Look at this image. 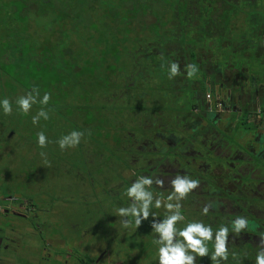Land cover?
Wrapping results in <instances>:
<instances>
[{
    "label": "flooded vegetation",
    "instance_id": "flooded-vegetation-1",
    "mask_svg": "<svg viewBox=\"0 0 264 264\" xmlns=\"http://www.w3.org/2000/svg\"><path fill=\"white\" fill-rule=\"evenodd\" d=\"M38 2L0 0V15L7 22L0 23V91L7 92L8 81L11 88V74L6 67L12 62L14 50L9 44V35L15 29L11 26L14 24L12 17L38 15L41 7ZM258 2L264 4L262 0ZM261 9V6L256 8L257 11ZM101 13L111 14L108 9ZM232 19L233 30L244 26L241 23L245 20L243 13ZM4 26H10V30ZM104 47L100 46L98 51L88 48L89 56L94 55L100 61L106 59ZM108 60L115 63L111 57ZM208 67V64L199 66L192 72L189 66L190 71L177 73L174 80L178 79L173 82L169 73L163 71L148 74L146 81L133 82L132 99L129 101L128 94L122 90L116 115L106 118V123L100 119V112L106 110L91 98V90L81 94L83 97L78 100L77 107L83 108L88 101V111H93L94 120H87V112L81 108L65 104L66 109L62 111L66 112V117L58 122V128L67 130V134L73 130L83 132L77 146L79 160L72 169L73 186L68 188L71 189L68 201L77 211L74 210L67 221L56 220L63 210L60 204L64 205L60 189L56 187L50 192L51 179L56 174L52 172L43 178L42 165L38 164V173H42L38 185L44 181L46 189L38 197V204L33 206L37 209L36 233L41 235L38 257L45 259V264H158V245L154 242L157 234L150 226L153 217L150 215L136 226L131 217H120L116 210L130 205L126 189L139 176L163 179V189L155 184L151 188L154 196L163 200L171 191L170 179L178 174L200 181L199 186L180 202L186 219L178 227L190 221L210 225L214 232L221 226H229L228 247L230 253L236 254V259L230 255L221 264H255L264 236V84L257 82L255 90L246 88L240 77L235 79L228 71L217 74L215 70L205 69L208 76L204 78L202 70ZM157 76L169 78L174 90L170 89L169 80L156 81ZM160 84L163 89L158 87ZM10 97L7 96L9 101ZM52 98L57 103L63 97ZM92 107L96 109H90ZM9 167L17 165L11 161ZM94 192L101 193L98 199ZM208 202L213 207L207 215H202L201 210ZM93 204L96 210L91 212ZM41 210L45 213L42 217ZM152 211L157 221L166 215L163 207ZM237 216L246 217L249 223L244 232L234 235L231 221ZM123 220L132 222L125 228ZM97 233L100 234L99 252L95 249L97 244L92 242ZM208 247L211 254L212 242ZM197 264L214 262L205 256L197 258Z\"/></svg>",
    "mask_w": 264,
    "mask_h": 264
},
{
    "label": "trees",
    "instance_id": "trees-1",
    "mask_svg": "<svg viewBox=\"0 0 264 264\" xmlns=\"http://www.w3.org/2000/svg\"><path fill=\"white\" fill-rule=\"evenodd\" d=\"M54 1L48 3L47 0H43L38 17L51 13L50 23L59 26L60 22L75 27L86 22L88 15L92 14L96 26L92 24L86 26L91 35L88 37L90 42L88 48L98 51L100 46H105L103 55L106 59L102 58L100 61L94 55L89 56L90 53L87 52L86 59L79 60L80 57L77 58L78 55L73 57V53L66 45L38 43V50L41 49L45 55L48 54L46 56L49 59H28L27 62L30 64L27 67L18 64V67L10 69L9 72L12 78L26 74V77L29 76V81L30 78L38 79L37 85L34 83L31 89L37 88L41 97L47 92L50 95L47 105H52L51 108L56 103V99L54 100L51 95L53 90L61 92L64 87L68 88L69 84L72 85V75L78 77L84 72L88 76L86 79L88 82H80L77 79L74 85L82 86L83 90L81 93L78 92L79 95H85L83 91L87 93L93 91L91 98H94V101L97 98V103L106 110L100 112L102 116L100 119L104 123L106 118L116 115V104L120 100L122 90H125V95L128 94L130 101L133 96L134 86L131 85L133 82L141 79L146 81L150 73L162 71L169 73V66L173 62L178 65V73L190 71L189 66L197 68L208 64L210 67L202 68L204 78L208 76L205 69L210 72L215 70L217 74L228 71L235 79L240 77L246 88L255 90L258 89L257 82L262 81L264 84L262 75L260 80L257 78L252 80L255 87L246 83L249 78L247 71L249 68H254L253 64L264 66V4L261 5L258 0L234 2L232 0H91L88 5L82 4L85 3L84 0H58L59 2L56 0V3H53ZM75 1L80 2L84 9H80ZM258 6L262 8L260 11L256 10ZM106 9L111 14L101 13ZM239 13L245 15V20L241 22L244 26L235 31L231 28L232 18ZM16 17L21 18L24 27L28 26V15ZM0 20L6 22L2 15ZM28 47L29 45L26 46V50ZM236 55L245 58V62L233 60ZM108 57H111L115 63L109 61ZM229 60L233 61L228 63ZM82 63H85L87 71L80 69ZM56 66H61L63 72H56ZM39 68L43 75L38 73ZM51 75L55 77L54 82L45 80ZM42 77L44 80L41 84ZM175 77H170L172 82L178 79L174 80ZM129 80L132 82L130 83ZM164 80L169 78L157 76L156 81ZM172 82L170 89L174 90ZM158 87L163 89L161 84ZM27 91L31 90L27 88ZM86 103L83 108H76H81L84 113L87 112V120H94V113L88 111L89 105ZM41 106L43 105L39 103L34 104L29 111L30 116H34ZM58 126L59 123L54 122L55 133Z\"/></svg>",
    "mask_w": 264,
    "mask_h": 264
},
{
    "label": "rangeland",
    "instance_id": "rangeland-1",
    "mask_svg": "<svg viewBox=\"0 0 264 264\" xmlns=\"http://www.w3.org/2000/svg\"><path fill=\"white\" fill-rule=\"evenodd\" d=\"M55 1L53 3H55ZM90 1L91 0H84L85 3L82 4L88 5L87 3ZM42 2L43 0H39L38 3ZM47 2L51 3L52 0H47ZM75 3L79 6L80 9H84L80 2L75 1ZM1 5L3 7L5 6L4 4ZM85 9H87V7ZM51 15V13H47L44 16L40 15V17H38V15L30 14L27 21V27H24L22 25L20 17H12L14 24H10L15 29L10 33V35H8L10 37L9 40H11V42H9L11 50H14L13 54L11 55L12 62L6 67V69H8L9 71L10 69H15L16 67H18V64L25 65V67H27L30 64L27 62L29 57L48 60L49 57L47 58L46 56L48 54L45 55L43 50H38V43H49L54 44L55 46L66 45L69 47L70 52L73 53V57L78 55L77 58L80 57L79 60L86 59V57L88 56L87 52H89L88 45L90 44V42L88 41V37L91 36L89 33L90 30L89 28H86V26L88 27V25L90 26V24L96 26V23L93 21L94 16L92 14H89L86 22L75 25L74 27L72 24L64 25L60 22L59 26L55 23H50ZM243 17L244 16H242V18ZM0 23L6 24L7 22L0 20ZM15 24L16 26H14ZM54 25L56 26L53 27ZM94 26L93 28H95ZM4 27L10 30V26ZM80 27L82 28L80 29ZM80 36L82 38H80ZM28 45L29 47L26 50V46ZM34 46L37 51L35 50ZM39 52L40 55H36ZM67 58H69L68 55ZM89 59L90 58H87V60ZM234 59L237 62H245V59L240 55L234 56ZM82 64L83 66H81L80 69L83 71H87L85 63ZM253 67L255 69L249 68V70L247 71L249 78L247 79L246 83L251 87H255V83H253L252 80H255L261 75L264 78V66L253 64ZM55 68L57 70L56 72H63V68H61V66H56ZM40 69L41 68L38 69V73L43 75V72ZM87 78L88 76L87 74H85V72L78 77L73 74L71 78L73 79L72 85H69L68 88L63 86L65 89H68L67 91H58L57 93H52V96H62L63 98H59L57 103H54L52 108V105H43L38 108L37 112L43 107L44 110L48 112L49 119L45 121L41 118L36 125H33L32 117L29 113L25 115L17 110V107H15V101L19 97L24 96L26 93H28L27 88L32 90L31 85H33L34 83L37 85L38 79L30 78L29 81V76L26 77V74H23L21 76L17 75V77L15 78H10L11 88L10 86H8L9 81L6 83L7 92H4L2 90L0 91V98H4V96H6V98L7 96H11L10 101L13 106L11 115L6 116L0 113V149H3L2 153L0 154L1 169L9 170V163L11 161L16 163L19 171H21V176L14 180L15 187H13L12 193L19 194L20 198L18 202L23 203L24 201H27L29 199L34 200V204H38V197L43 192V190L46 189L44 181H41L40 186L38 185V179L42 174L40 172L38 173V164L42 165V172H44L43 178L48 177L50 173L54 172L56 176L53 180L51 179L50 192L52 193L56 189V187L60 189L61 191L59 190V192L62 194L61 201L63 200L64 202V205H61L59 201V204L63 208V210H61L59 214L60 219H56L58 221L61 219L67 221L69 215L74 212V210L77 211L76 209H74L75 207L72 208L68 201V197H70L71 192V189L68 190V188H72L73 186L74 174L72 172V169L75 166L76 160H79L77 154L79 151L77 146L74 148H65L64 150H61L56 141L61 136L66 135L67 130H65L64 132L58 128L60 132L55 133L53 131V125L54 122H59L66 117V112L62 111L64 107L66 109L65 104H69L74 108L78 106V100H81V98L83 97L79 95L78 92L81 93V90L83 89L81 85L75 86L74 82H76L77 79L80 82H88V80H86ZM40 80L42 84V80H44V78L42 77ZM45 80L54 82L55 77L51 75L50 77L45 78ZM81 84L85 85L87 83ZM83 92L84 94L87 93L86 91ZM95 101L97 102V98L95 99ZM34 112H36V110H34ZM41 131L44 132V134L50 141L44 148H40L36 143L37 133ZM1 144L4 146L3 148ZM42 153L43 155H41ZM86 185L89 184L86 183ZM93 195L96 197L95 199H98L101 193L94 192ZM51 197L55 200V197L52 194ZM44 207L47 206H43V208ZM95 210L96 205H91V212H94ZM41 214L42 215H40V217L45 214L43 210H41ZM54 216L55 214L53 215V217ZM36 221L37 218L35 217V215H32L29 218L30 224H22L23 229L24 226L28 228L26 230L27 233L26 231H24L23 233V235L25 236L24 242L27 243L25 245L19 246L20 250L22 251V256H20L21 260H23L22 264H38V262H40L41 264L46 263L45 259H40V257H38V254H41V243L39 240L41 235H38L36 232L35 234H32L34 230L38 231V226L36 227ZM64 232H66V227H64ZM99 236L100 234L97 233L96 240H92V242L97 244V247H95L97 252H99L100 249V247L98 246ZM125 241V243L129 242L127 240ZM32 249L36 250V256L38 257L36 259V262H33L32 260Z\"/></svg>",
    "mask_w": 264,
    "mask_h": 264
},
{
    "label": "clouds",
    "instance_id": "clouds-1",
    "mask_svg": "<svg viewBox=\"0 0 264 264\" xmlns=\"http://www.w3.org/2000/svg\"><path fill=\"white\" fill-rule=\"evenodd\" d=\"M191 71L195 72V66H190ZM179 69L176 63L169 66V76L177 75ZM39 97V99H38ZM50 95L45 92L40 96L39 90L35 87L24 96L19 97L15 104L17 110L23 114H28L34 104L47 105ZM13 111L12 103L7 98H0V113L11 115ZM48 120V112L42 107L34 116L32 123L36 125L40 119ZM83 132L73 130L66 135L61 136L56 143L61 150L65 148H74L81 142ZM50 141L43 131L37 133L36 143L40 148L46 147ZM43 155V153L41 154ZM155 184L158 188L163 189L165 181L159 176H139L126 189V196L130 198L131 203L128 207H120L116 210L120 217H131L136 226L141 224L142 220H147L151 215V229L157 234L154 238L155 244L158 245V264H197V258L208 256L214 264H221L227 261L231 255L236 259L235 253H230L228 247L229 226H221L215 232L210 225H205L201 221H190L184 223L183 227H178L185 221L181 208V201L196 189L200 181L190 179L186 174L176 175L170 179V193L165 199L154 196L151 190ZM165 209L166 215L163 219L157 221L156 213L152 209ZM213 207L211 202L204 205L201 210L202 215H207L209 209ZM132 221L123 220L125 228ZM248 220L244 216H237L231 221V231L234 235H239L248 228ZM212 242L213 250L209 254L208 243ZM255 264H264V236L261 237L259 251L255 257Z\"/></svg>",
    "mask_w": 264,
    "mask_h": 264
},
{
    "label": "crops",
    "instance_id": "crops-1",
    "mask_svg": "<svg viewBox=\"0 0 264 264\" xmlns=\"http://www.w3.org/2000/svg\"><path fill=\"white\" fill-rule=\"evenodd\" d=\"M2 148L4 147L1 144ZM3 149H0V154ZM21 176L18 167L9 170L1 169L0 166V264H22L20 245H25L24 231L28 228L23 223H29V218L37 213L34 200L18 202L20 196L12 193L14 180ZM24 225V224H23ZM33 231V229H32ZM37 232L34 230L32 234ZM27 233V231H26ZM28 238V237H27ZM32 260L36 262V250L32 249Z\"/></svg>",
    "mask_w": 264,
    "mask_h": 264
},
{
    "label": "built area",
    "instance_id": "built-area-1",
    "mask_svg": "<svg viewBox=\"0 0 264 264\" xmlns=\"http://www.w3.org/2000/svg\"><path fill=\"white\" fill-rule=\"evenodd\" d=\"M0 212H1V206H0Z\"/></svg>",
    "mask_w": 264,
    "mask_h": 264
}]
</instances>
